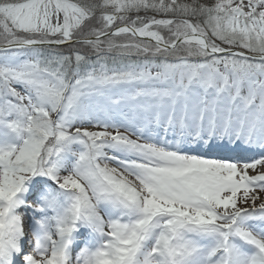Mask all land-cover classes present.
Wrapping results in <instances>:
<instances>
[{"label":"snow or ice","instance_id":"snow-or-ice-1","mask_svg":"<svg viewBox=\"0 0 264 264\" xmlns=\"http://www.w3.org/2000/svg\"><path fill=\"white\" fill-rule=\"evenodd\" d=\"M258 168L264 0H0V264H264Z\"/></svg>","mask_w":264,"mask_h":264},{"label":"rangeland","instance_id":"rangeland-1","mask_svg":"<svg viewBox=\"0 0 264 264\" xmlns=\"http://www.w3.org/2000/svg\"><path fill=\"white\" fill-rule=\"evenodd\" d=\"M111 167H115L113 164H110ZM260 170H264V169H260L258 168V171ZM258 195L259 199H257L256 204L259 205L260 202H262L261 200H264V192H261L258 188L256 189V192L253 193ZM242 195V194H241Z\"/></svg>","mask_w":264,"mask_h":264},{"label":"bare ground","instance_id":"bare-ground-1","mask_svg":"<svg viewBox=\"0 0 264 264\" xmlns=\"http://www.w3.org/2000/svg\"><path fill=\"white\" fill-rule=\"evenodd\" d=\"M261 156V155H260ZM260 156H258V158H260ZM261 171V170H260ZM252 173V170H249V174Z\"/></svg>","mask_w":264,"mask_h":264}]
</instances>
